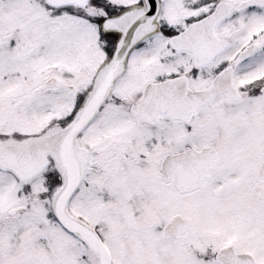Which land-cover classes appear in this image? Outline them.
Masks as SVG:
<instances>
[{
  "label": "snow or ice",
  "instance_id": "obj_1",
  "mask_svg": "<svg viewBox=\"0 0 264 264\" xmlns=\"http://www.w3.org/2000/svg\"><path fill=\"white\" fill-rule=\"evenodd\" d=\"M0 264H264V0H0Z\"/></svg>",
  "mask_w": 264,
  "mask_h": 264
}]
</instances>
